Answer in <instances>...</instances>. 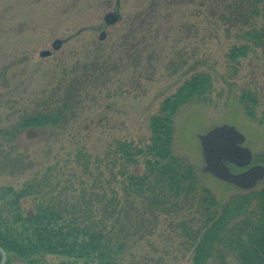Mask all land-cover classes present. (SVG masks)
Listing matches in <instances>:
<instances>
[{
    "label": "rangeland",
    "instance_id": "1",
    "mask_svg": "<svg viewBox=\"0 0 264 264\" xmlns=\"http://www.w3.org/2000/svg\"><path fill=\"white\" fill-rule=\"evenodd\" d=\"M163 1L0 0V167L5 169L0 186L46 177L47 196L53 198L76 202L85 191L110 194L112 188L122 197L120 177L114 181L109 166L113 145L123 140L145 146L149 119L162 100L200 70L211 74L214 89L207 102L189 103L177 113L173 152L203 172L199 135L229 124L246 136L254 160L263 157L264 47L231 62L227 53L248 27L208 19L198 0H170L168 6ZM113 11L121 18L107 24L104 18ZM57 39L63 42L59 49L53 46ZM75 79L84 83L83 103L67 124L24 131L14 142L2 138V130ZM245 90L258 98L253 115L240 102ZM86 161L88 170L82 166ZM130 171L142 173V161ZM203 173L204 185L219 199L235 192ZM34 204L23 201L26 211ZM145 213L140 203L130 213L142 214L147 229L139 231L120 264H189L181 216L156 219Z\"/></svg>",
    "mask_w": 264,
    "mask_h": 264
},
{
    "label": "trees",
    "instance_id": "2",
    "mask_svg": "<svg viewBox=\"0 0 264 264\" xmlns=\"http://www.w3.org/2000/svg\"><path fill=\"white\" fill-rule=\"evenodd\" d=\"M163 2L168 6L170 0ZM198 5L208 19L248 27L238 36L241 43L227 53L231 62L238 63L255 47H264V0H198ZM83 84L75 79L51 94L41 108L26 112L2 130V138L14 142L24 131L67 124L83 103ZM213 89L209 72H194L150 117L145 146L115 142L109 166L112 179L119 183L120 177L122 197L112 188L110 194L85 191L76 202L53 198L47 196L46 177L20 187L0 186V247L7 253L6 264H48L47 256L63 258L60 264H120L139 231L147 229L142 214L130 215L138 203L156 219L162 214L181 216L178 226L191 252L189 264H264V180L247 191L225 183L235 192L219 199L204 185L206 174L173 152L177 113L189 103L207 102ZM240 102L254 114L257 95L245 90ZM4 155L17 163L10 154ZM140 161L144 171H130ZM255 162L264 164V155ZM82 166L88 170V161ZM4 170L0 167V173ZM26 199L35 200L31 210L23 207Z\"/></svg>",
    "mask_w": 264,
    "mask_h": 264
},
{
    "label": "water",
    "instance_id": "3",
    "mask_svg": "<svg viewBox=\"0 0 264 264\" xmlns=\"http://www.w3.org/2000/svg\"><path fill=\"white\" fill-rule=\"evenodd\" d=\"M104 20L107 24H115L120 20V14L117 11L109 12ZM105 35L103 32L100 38L104 39ZM62 43V40L57 39L53 46L59 49ZM199 139L205 161L204 172L244 190L257 187L264 179V165H251L253 152L248 146H244L246 137L234 125L224 124L214 127L206 134L199 135ZM229 164L246 169L234 173ZM0 254L2 257L0 264H6L7 253L1 247Z\"/></svg>",
    "mask_w": 264,
    "mask_h": 264
},
{
    "label": "flooded vegetation",
    "instance_id": "4",
    "mask_svg": "<svg viewBox=\"0 0 264 264\" xmlns=\"http://www.w3.org/2000/svg\"><path fill=\"white\" fill-rule=\"evenodd\" d=\"M229 166H230L232 172H234V173H238V172H241L243 170V169H240V168H238V167H236L235 165H232V164H229Z\"/></svg>",
    "mask_w": 264,
    "mask_h": 264
}]
</instances>
